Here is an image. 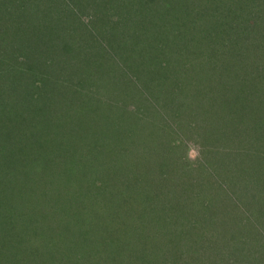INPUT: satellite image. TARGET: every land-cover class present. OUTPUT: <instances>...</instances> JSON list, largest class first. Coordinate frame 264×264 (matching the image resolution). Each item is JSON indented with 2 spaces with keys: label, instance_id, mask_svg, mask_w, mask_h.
I'll return each mask as SVG.
<instances>
[{
  "label": "trees",
  "instance_id": "16d2710c",
  "mask_svg": "<svg viewBox=\"0 0 264 264\" xmlns=\"http://www.w3.org/2000/svg\"><path fill=\"white\" fill-rule=\"evenodd\" d=\"M129 1L131 2L130 5H126L123 2L121 3V1H119L120 4L115 5H120L118 10L120 15L117 14L115 22H117V25L122 24L118 26L121 29L122 26L123 28L125 27L127 21L136 22V24L140 21L136 9L127 11L132 8L134 4L132 0ZM162 1L165 0H160V4ZM175 1H177V5H184L185 3L190 5L192 2V5L196 4V6L199 7L202 0ZM9 3L11 5L10 7H12V12L9 18H7L9 20L2 24L7 31L0 29V36H2V38L4 37V40H6H0V68H2L0 69V79L3 78V80H6V85H4V91L2 93H5L7 89L10 90L9 88L11 87L14 88V91H18L16 90L18 86H13L14 84L12 82V79L15 80L17 77H14L13 74V78H11L12 69L15 71V68L21 67L24 71H29L28 73L34 75V81H32L35 83H27V86L23 90L24 96L22 98L23 103L34 104H13L9 110L14 115V113H16L14 112L16 109L15 106H20V110L18 109L19 115H15L21 118L22 124L26 127L31 125L30 123L33 121L36 122V119H33V121L27 120L28 115H30L28 109L30 106L32 107L35 105V100L43 102L42 105L45 106L46 109L49 108L51 110L49 111L55 114L47 112L46 115L45 112L40 116L39 113H37V117H32L39 118V123L44 120L48 122L49 120H47V118H50L52 114L53 117L51 116L52 121L50 120V122L55 135L46 138V141H42L44 143L43 146L48 148L47 154L49 160L47 163L50 164H48V167L44 171L42 170L43 173L41 176L37 174L36 168H42L43 159H39L41 165L36 164L32 166L30 164V167L27 169L29 170V175L32 180L29 184H26L25 187L37 188L39 182L43 183L42 187L50 183L55 184L52 181H55L56 178L59 177L58 171H62L65 176L63 177L62 186H67L69 190V194L64 196L66 200L51 196L49 198L51 200L50 204H44L42 207V200L38 198L40 195H37V193L43 192L45 189H43V191H38L36 189L34 192L32 189V193H30L28 197H22L24 211L36 210L40 206V210L37 211L35 215L41 216L42 218H49L50 221H52V227H58V230L64 232L75 228L79 231H85L83 229V224L79 222L81 221L80 219L84 217L83 213L84 211L86 212V208L90 206H76L75 201H82V198L85 196V187L88 185L93 192L97 193L98 198L89 209L91 214L92 212L94 213V217L90 220V225H88L86 232H98L93 228L94 226L92 224L98 223L103 226V221L108 223L104 225L106 229L110 227L109 224H111L114 229L122 228L125 237V245L123 247L117 245L118 241H113V253L107 260H98L97 263L118 264L117 262H120V260L116 259L124 247L129 248V250L125 251V256L123 255V258H127V262L125 261L123 264H168L170 258L174 259L173 262L175 261V254H177L176 259L178 260V258L181 257L184 247V244L180 246L178 240L180 238H188V232L187 228H184L187 225L183 220H180L182 227H177L175 222L180 218L183 219V212L193 211L194 213V211H197V209H194L196 202H198L197 198L201 194H205V191L211 190L210 184L215 185V187H213L215 188L214 192L209 194L210 202L215 204V196L217 194H223V191L219 189V187L226 190L227 188L225 186L227 182H230L231 186L237 185L240 181L243 184L246 182H250L251 184L253 178L257 179L264 176V124L256 120V118H264V112H253L250 115L244 116L238 115V110L241 113L243 108L245 109L249 106H253L261 99L262 102H264V91H260L264 86V68L258 70L256 67L258 63L264 61V0H205L203 6H201L203 8L202 10H205V12L214 13L215 18L206 17L207 14L205 13V17L208 18L209 21L207 23L211 25V21L214 19L223 22H225L224 19H231L234 24L238 25L237 28H239L242 33L250 29L248 31V38L242 42L244 48H242L243 44L238 48L236 46L235 52L238 55H243L245 59L247 58L250 60L251 65L255 64L254 68L253 66H251V68L249 67L251 75L259 78V74L262 72L261 80L263 79L255 88L252 86L248 89L240 85L241 82L247 80L246 76L242 78L238 73L235 74L232 72L233 69L229 67L225 77L222 70L223 68L217 70L220 68V64H216L217 67L214 68L216 70L212 71V75L215 73L214 79L207 80L205 78V92L198 89L195 95L197 104L202 102L200 99L202 95L205 94V134L203 136L205 148H201L200 160L195 169L199 167L200 171H204V174L195 170L182 171L183 168L174 159L175 157H170L171 151L169 150L173 148L171 142H159L157 138H160L159 134H161L168 124L167 120L159 112L161 105L159 106V103L153 99V92L148 93V88L144 85V80L143 83L141 81L138 82V78L136 81L133 77L134 75L149 73V82L156 85H168L169 83L165 80L168 76L166 69L175 68L174 65H177L180 61L179 67L182 68L183 66L181 72L183 82H180V85H178V80H174V88H163L164 91L160 90L162 88H157L155 89L156 93H154V96L160 99L158 98L159 95L166 93L168 99H173L174 102L175 95L178 92L183 94L186 88L192 84H188V72L186 71L187 69L185 70V65L182 63V61L186 62L189 59V56L187 57L186 55L189 48L185 42L186 39H182L180 33L173 31L167 36H161L160 34V42L158 37L159 33L153 31V29L156 30L155 26H151L153 29L149 28L147 25L140 26L139 30H141V32L138 33L140 39H142L143 43L150 46L151 53L149 56L147 55L149 52L145 51L148 59V66L144 58L145 54L143 53H139L138 55L141 61L138 64L129 63L130 61L132 62V59L128 54L126 57H123L122 60L121 56H119L118 62H121L122 66L125 64L131 72L128 79L133 86V92H131L128 85H126V82L123 84L119 81V83L115 84L116 93L112 104H110L111 106L105 109L100 115L96 116L95 111L87 107V105H89V98L86 100L88 104L84 101H80L77 103V106H75L76 101H64L63 98L59 100V95L55 96L54 93L50 91L53 86H57V81H54V83L51 82L53 79L61 80V85L64 81L66 85L73 82L69 80L67 70L74 62L71 63L69 61L70 58H67V62L63 64L66 59L63 57L61 58V56L53 59V55L56 53L55 48L57 47V44L54 43L56 39L54 42L53 40H49L50 38L54 39V37H57L59 42H63L61 39H66V33L63 34L60 32L58 35V31L53 32L54 28L44 29L42 26H40L41 31L35 32L32 25L29 24L31 20L29 16L32 15L31 12L34 11L29 9L32 5L25 2L15 4L14 0H9ZM173 3V0H166V2L161 5L166 8L164 13L161 11L162 7L160 5L154 4V0H144L141 2L143 8L139 6L141 7L140 11L145 10L146 7L152 10L155 9L153 18L156 21L159 20L162 22L167 19L165 13H167V15L171 13L169 9ZM192 5L190 7L193 8L195 5ZM67 6L66 3L63 7L66 13L60 16V20L68 14L69 10ZM71 12L72 9H70V13ZM147 13V11L144 12L143 18L149 16V13ZM246 13L249 16L251 14H256L253 27H249L247 22L242 23L240 21V17ZM12 16L18 17L19 19L14 20L11 18ZM163 24L169 25L166 21ZM63 26V23H61L59 31L64 28ZM145 26L148 30L144 29ZM113 27L115 35L119 38H123L122 34L115 28V25H113ZM66 28V32H69L68 28H70V34L73 38L72 34L77 31V28L74 26ZM195 30L198 32L197 29ZM144 32L149 33L150 37H145ZM194 32L195 31L192 33ZM87 33L90 35L89 32ZM36 34L38 35L36 36ZM41 35L45 36L43 38H46V44V40H44ZM213 35L211 38L215 40V36ZM28 36H30V39H28ZM31 37H38L37 44H39L40 40L42 41V47L40 44L38 51L41 53V59L35 58L32 62L25 64V60L20 57V54L22 55V48L24 49L30 45L32 41L37 40ZM90 39L95 42L93 37H90ZM138 39L139 37L137 36V39L132 40L131 43H137L136 41ZM196 41L197 40H195V42ZM97 46L98 50H100L103 48L104 44L101 42L97 44ZM50 47H53L52 50L47 52L46 49ZM202 49V47L198 48L199 51ZM13 51L16 52L14 53ZM96 52L97 51H94L93 55H96ZM233 52L234 49L230 50L229 54L232 55ZM48 54L49 56L47 57ZM103 54L99 52L97 57H102L103 59L104 56L108 61V57L105 55H109V53ZM191 55L194 56V54ZM83 59L88 61V57H84ZM118 62L115 57L109 56L108 65H105L104 68H115V64ZM199 64L195 65L194 62L192 63L191 67L193 66L195 68L193 69L194 71H197ZM65 66H67V68ZM122 66H120V70H123ZM5 67L6 69H4ZM8 67L11 68V70L8 69ZM77 67L79 68V66L74 68L76 69ZM61 68H65L66 70L63 71ZM154 69H159V71L155 72ZM69 71L74 73L71 69ZM216 72H222V75H218ZM21 74L23 73L21 72ZM111 76L112 75H110L109 78ZM194 79L195 78L190 77V82L192 83ZM45 81H47L49 85L45 84ZM142 87L145 94L139 92L140 90L142 91ZM213 93H217L215 96L219 97L218 100L222 99V101L219 103L216 101L215 103V98H213L214 96L212 95ZM36 94L41 95V97L35 96ZM6 99L0 102L3 109L0 117H3L1 120L4 124H6L4 119H6V115H8L6 113L8 107L6 103H4ZM133 100L136 102V107L134 109V106L131 105ZM148 100L150 103L147 102ZM173 102L172 106L175 107V111L177 112L178 106ZM61 103H63V107L59 106ZM207 106H210V108L207 109ZM73 108L75 109L74 111L71 110ZM175 114L177 113L173 112L171 115L173 116ZM62 115L64 117L59 118ZM100 116L102 118H100ZM158 116L159 122H155L153 118H150H158ZM220 118H226V121L223 122ZM243 118L249 119L245 121ZM148 125L152 126V128H148ZM65 127L69 129L74 128L75 134L70 136L69 139L61 135L62 131H60V128L64 129ZM102 127H105L106 133L101 131ZM156 128L158 134L156 132H151L145 135L144 132L147 130L154 131ZM77 132L78 135H76ZM2 136L3 138L0 135V162L1 160H4L5 163L9 162L7 165V169L9 170L7 176L9 179H0V213L4 210V207H6L5 210L10 208L5 197L2 195L3 190H6L8 187H10L11 191L20 189V186H17L20 179L15 175L16 170L12 169L13 159L6 158L9 149L5 147V145L9 144L7 141L12 142L13 136L15 142H18L19 138H24V136L28 137L29 134L26 132L19 135L13 132V129L9 128L8 134H2ZM29 137V139L33 140V136ZM62 140L66 141L67 146H65L66 144H62L64 142H62ZM87 140H89V142ZM45 160L46 156H44V162ZM87 164L89 165L87 166ZM237 172L239 174L237 177L231 176V174ZM208 176L210 179H208ZM201 178L207 180L205 184L199 182L202 181ZM79 184L81 185L82 191H79ZM119 184H122V187L119 186ZM193 185L198 186L200 193L197 195L196 192H194L192 198H189L188 201L182 205L180 210L174 211L177 202L176 199L168 195V193L172 192L180 196L183 189ZM8 192L10 193V191ZM67 197H70V199H67ZM248 199L252 203H242L244 201L241 200L239 204H237L239 208L242 209V218L232 212L221 215L220 218H233V222L237 223L236 228L241 227L244 237L248 236V234L250 235L252 227L256 232H259L258 241L254 243V246H246V248L244 246L242 249L243 253H239L241 256L237 254V257L240 256L242 260L247 261L245 264H263L262 258H264V249H262L261 246H264V240H262V232L259 230L262 229L261 223L264 221V192L251 194ZM200 201L205 202V198L201 197ZM62 203H64L65 206H62ZM225 205L226 208L228 209L229 207L231 211V206ZM215 207L217 209V204ZM219 207L222 208L225 206L219 205ZM18 208L22 210L21 203ZM57 211L58 214L56 213ZM230 214L231 217L226 218ZM216 215L218 216L219 214ZM252 218H256L257 220L254 224L252 222L253 220H251ZM5 219L6 218L0 219V225L8 228L9 220ZM196 219L200 218L196 217ZM88 220L89 217L86 216L84 222ZM259 223L260 226L258 228ZM33 225L41 230L47 229V225L45 224L38 227L36 224ZM100 228L102 229V227ZM134 230H137V232L140 231V236L133 238L134 241H132L131 246H126L127 235L128 233L132 234ZM123 233H121L120 236H122ZM159 235L163 236L165 241L160 240L158 238ZM17 242L20 244L18 248H22L21 243L19 241ZM131 250L132 252L128 254L127 252ZM227 251L228 252H222L223 255L221 258L218 255L214 256L218 258L220 264H223L224 257H226L227 263L229 262V264H231V260H234L231 251L228 249ZM205 255L209 254L205 252ZM211 260L213 261L215 258L212 257Z\"/></svg>",
  "mask_w": 264,
  "mask_h": 264
},
{
  "label": "rangeland",
  "instance_id": "374dc122",
  "mask_svg": "<svg viewBox=\"0 0 264 264\" xmlns=\"http://www.w3.org/2000/svg\"><path fill=\"white\" fill-rule=\"evenodd\" d=\"M14 1L15 4L25 2L29 3V5H32L31 7H29V9L34 11L31 12L33 16H29V18L31 19L29 21V24L32 25V28L35 32L41 31L40 26H42L44 29L54 28L53 32L58 31V35L60 34V32L63 34L66 33V39H61L63 40V42L60 41L61 43L58 41L57 37H54V39L50 38L49 40H53L54 42L56 39L54 43L57 44V47L55 48L56 53H54L53 59L61 56V58L63 57L66 59L63 64L67 62V58H70L69 61L71 63L74 62V64L72 66H69V69L67 70V75L69 74L68 78L73 82L69 85H66L64 81V83H62L61 85V80L59 81L57 79H53L51 82L54 83V81H57V86H49L52 87V90L50 91H52L55 96L59 95V100L63 98L64 101H76L75 106H77V103H79L80 101H84L85 103H87L86 100L87 98H89V105H87V107L95 111L96 116L100 115L103 111H105V109L111 106L110 104H112L115 98L114 95L116 93L115 84L119 83V81H121L123 84L124 82H126V85H128L131 92H133V86L128 79L131 72L125 64L124 66H122L121 62H118L119 56H121L122 60V58L126 57L128 54L132 59V62L130 61L129 63L138 64L139 62H141L138 58V55L139 53H143L145 54L144 58L147 61L148 66L147 55L149 56V54L151 53L150 46H148L146 43H143L142 39H140V35L138 34L139 32H141V30H139L140 26L147 25L151 29H153L152 27L155 26V29L157 31L154 29L153 31L159 33L158 37L160 42V34L161 36H167L173 31H175L176 33H180L182 39H186L185 42L187 43V46L189 48V51L186 55L187 57L189 56V59L186 62L182 61V63L183 65H185V70L187 69L186 71L188 72V84L192 85H189L183 94L178 92L175 95L174 102L173 99H168L166 93H162L161 95H159L158 98L160 99H157L154 96V93H156L155 89L157 88H162L160 90L163 91L164 89L174 88V80H178V85H180V82H183V78L181 77L183 66L182 68L179 67L180 61L177 65H174L175 68L166 69V73H168V76L167 78H165V80L167 81V83H169L168 85H156L149 82V73L133 76L135 80L138 78V82L141 81L143 83L144 80V85L148 88V93L153 92V99L159 103V106L161 105L159 112L167 120L168 124L165 126L161 134H159L160 138L157 139L159 140V142H171V146L173 148L169 150L171 151L170 157H175L174 159L178 162L179 165L182 166V171L195 170L204 174V171H200L199 167L198 169L195 168L197 167V163L200 160V152L202 151L201 148H205V140H203V136L205 134V94L202 95L200 99L202 102L200 104H197L195 95L198 92V89L202 92H205V78L207 80L214 79L215 73L212 75V71L216 70L214 69L215 67H217L216 64H220V68H218L217 70L223 68L222 70L225 77L227 75L226 71L228 72L229 67L233 69L232 72H234L235 74L238 73L242 76V78L243 76H246L247 80H244L240 84L245 88L249 89V87L251 88L252 86L253 88H255V86L263 80H261L262 72H260L259 78L257 76L255 77L251 75V73L249 72V67L251 68V66H253L254 68L255 64L251 65L250 60H248L247 58L245 59L243 55H238L235 52V47H240V45L243 44L242 42H244L248 38V31L250 29L242 33V31L237 28L238 25L234 24L231 19H224L225 22L218 19H214L213 22L210 19L213 26L207 23L209 21L206 17L215 18V15L214 13H207L205 12V10H202L203 8L201 6H203V2L205 0H200L201 3L199 7H197L196 4H194L195 6L192 5V2L190 3V5H188L187 3H185L184 5H177V1L173 0L174 3L170 6L169 9L171 13H168V15L167 13H165L167 19L163 20L165 19L163 18L162 22H160L159 20L156 21L153 18L155 9L152 10L149 7H146L145 10L140 11L142 7L141 2L144 0H132L134 2L133 7L128 9L127 11H133L134 9H136L138 11V18L140 21H138L137 24L136 22L133 23L127 21V24L124 28L122 26V29L118 27L122 24L117 25V22H115L117 19V14L120 15L118 11L120 5H115L120 4L119 1H121V3H125L126 5H130L131 2L129 0ZM181 1L183 2V0ZM164 2H166V0L162 1L161 4L160 0H154V4H157L158 6L163 5ZM66 3L68 5L67 8L69 12L60 20V16L66 13L63 8ZM191 5L194 7H190ZM10 6L11 5L9 3V0H0V29L4 31H7V29L4 25L2 26V24L9 20L7 18H9L10 13L12 12V7ZM161 7V11L164 13L166 8H164L163 6ZM70 9H72L71 13ZM145 11L149 13H147L149 16L143 18ZM205 13L207 14L206 17ZM255 17L256 14H251L249 16L246 13L245 15H242L240 17V21L242 23L247 22L249 24V27H253L255 23ZM11 18L14 20L19 19L18 17L13 16ZM165 21L169 25L163 24ZM61 23H63L64 28L59 31V26H61ZM113 25H115V28L118 30V32L122 34L123 38H119L115 35V32L113 31ZM69 26H74L75 28H77V31L72 34L73 38L70 34V28H68L69 32H66V27ZM144 29H147V27L145 26ZM195 29H197L198 32ZM193 31L195 32L192 33ZM87 32H89L90 35ZM144 34L145 37H150L149 33L144 32ZM37 35L38 34H36V36ZM212 35L215 36V40L211 38ZM41 36L42 38L45 37L43 35ZM89 36L93 37L95 39V42H93ZM137 36L139 37V39L136 41L137 43L132 44L131 41L137 39ZM31 38L37 40L32 41L30 45H28L24 49L22 48V55L20 54V57H22V59L24 58L25 64L32 62V60L35 58L39 59L41 57V53L38 51L40 44L42 47V41L40 40L39 44H37L36 42L38 41V37ZM1 39L4 40L5 38H2V36H0V40ZM28 39H30V36H28ZM43 39L46 40V38ZM195 40L197 41L195 42ZM101 42L104 44V46L102 49L98 50L97 44ZM46 43L47 40L45 44ZM199 47L203 48L201 50L202 52L198 50ZM52 48L53 47H50L46 49V51L49 52L50 50H52ZM242 48H244V44ZM232 49H234V52L231 55L229 54V51ZM103 50L104 54L109 53V55H105L108 57V61L109 56L115 57V59H117L118 63L115 64V68H104L105 65H108V61L104 56L103 59L102 57H97L99 52L103 54ZM94 51H97L96 55H93ZM145 51L149 53H147L146 55ZM13 52L15 53L16 51ZM191 54H194V56ZM48 56L49 54L47 55V57ZM84 57H88V61H85L83 59ZM193 62L195 65L201 63L199 64L197 71L193 70L195 69L193 66L191 67ZM119 65L122 66L123 70H120ZM76 66H79V68H76L77 70L74 68ZM65 67L67 68V66ZM256 67L258 68V70L264 68V61L258 63ZM4 69H6V67ZM8 69L11 70V68L9 67ZM15 69V71H13L12 69L11 78H13V74L14 77H17L15 78V80L12 79V82L14 84L13 86H18L16 88V90L18 91H14V88L11 87L9 88L10 90L7 89L5 93H2L4 91V85H6V80H3V78L0 79V102H2L3 99L7 98L4 103H6L8 107V109H6V113L8 115H6L7 117L6 119H4L6 124H4V122H2L1 120V118L3 117H0V135L3 138L2 134H8L9 128H11L13 129V132L19 135L27 132L29 136H33V140L29 139V136H24V138H19V141L15 142L13 136L12 142L7 141L9 144L5 145V147L9 149L7 153L8 156H6V158L13 159L12 169L16 170L15 175L20 179L17 185L20 186V189L11 191L10 187H8L2 192V195L5 197V200L10 208L5 210L6 207L3 206L4 210H2V212L0 213V219L6 218L5 220H9L8 228L0 225V264H100L97 263L98 260H107L113 253L112 250L114 249V247L112 242L116 240L118 241L117 245L119 247H123L125 245V237L122 228L114 229L113 226L109 224L110 227L108 228L106 226V229L104 225H107L108 223L103 221V226L98 223L92 224L94 226L93 228L98 232H86L88 229V225H90V220H92L94 217V213L92 212L91 214V211L89 209L91 208L92 204L94 205L93 202H95L98 198L97 193L93 192L88 185H86L85 187V196L84 198H82V201H75L76 206H90L86 208V212L84 211V217H82L81 219L79 218L81 220L79 223L83 224V229L85 231H79L75 227H73L75 229H70L69 231L64 232L58 230V227H52V221H50L49 218H42L41 216L35 215V213L40 210V206L36 210H28L26 212L24 211V203H22V197H28L30 193H32V189L33 192L36 189L38 191H43V189H45L43 192L37 193V195H40V197L38 198L42 200V207L44 206V204H50L51 200L49 198L51 196L66 200L64 199V196H67L69 194V190L67 186H62L63 177H65L64 172L62 171H58L59 177H57L55 181H52L55 184L50 183L47 186L42 187L43 183L39 182V186L37 188L25 187V185L29 184L32 180L31 176L29 175V170L27 169L28 167H30V164L32 166L40 164L39 159H43V164H40L42 168H36L37 174L39 176L42 175L43 171L48 167V164H50L47 163L49 160L47 154L48 148H46V146H43L44 143L42 141H46V138H49L50 136L53 137L55 133L52 130L50 122V120L52 121V114L50 118H47V120H49L48 122L44 120L43 122L39 123V118H32L37 117V113H39V115L41 116L43 113L46 112L47 115V112L51 111L49 108L46 109L45 106L42 105L43 102H40L39 100H35V105L32 107L30 106L28 109L30 115L27 114V120L33 121V119H36V122L33 121L32 123H30L31 125L27 127L22 124L21 118L17 117L19 115L18 109L20 110V106H15L16 109L14 110V112L16 113H14V115L10 112L9 109L13 106V104H34L22 102V98L24 96L23 90L27 86V83L35 84L33 82L34 75L28 73L29 71H24V69H21V67ZM61 69L63 71L66 70L65 68ZM70 69L73 70L74 73L69 71ZM154 71L157 72L159 71V69H154ZM21 72L23 74H21ZM216 74L222 75V72H216ZM110 75L112 76L109 78ZM190 77L195 78L194 80H192V83L190 82ZM45 84L49 85L47 81H45ZM262 88L263 89H260V91L263 92L264 86ZM139 92H143L145 94L143 87L142 91L140 90ZM216 94L217 93L212 94L214 96L213 98H215L214 102L216 103V101H218L217 103H219L222 101V99L218 100L219 97L215 96ZM35 96L41 97V95L38 94H36ZM147 102L150 103L149 100ZM172 102L178 106L177 112L175 111V107L172 106ZM135 103V100L131 102V105L134 106L133 109L136 107ZM59 106L63 107L64 105L63 103H61V105ZM209 108L210 106H207V109ZM71 110L74 111L75 109L73 108ZM2 111L3 109L0 104V114ZM173 112L177 114L172 116L171 114ZM253 112H264V102H262V99L253 106H249L245 109L243 108L241 113L238 110V115H250ZM62 117L64 116L62 115L59 118ZM100 118L102 117L100 116ZM150 118H153L155 122H159V116L158 118ZM248 119L249 118H243V120L245 121H248ZM220 120L225 122L226 118H220ZM256 120H258V122L261 121L264 124V118H256ZM148 128H152V126L148 125ZM73 129L74 128L69 129L67 127H65L64 129L60 128V131H62L61 135L64 138L69 139L70 136L75 134V131ZM101 131L106 133L105 127H102ZM151 132H156L158 134L157 128L154 131L147 130L144 133L145 135H147ZM76 135H78V132ZM63 141L64 140H62V142ZM87 141L89 142V140ZM62 144L65 145L66 141H64ZM65 146H67V144ZM44 156H46L47 160H45V162ZM8 164L9 162L5 163L4 160H1L0 162V179L2 178V180L9 179V177L7 176L9 172V170L7 169ZM88 165L89 164H87V166ZM238 175V172L235 174H231L232 177H237ZM203 178H201L202 181L199 182L205 184L207 180H203ZM208 179H210L209 176ZM251 182L252 185L250 184V182H246L243 184L240 181V183L235 186H231V183L227 182L225 186L227 188L226 190H223L221 187H219V189L223 191V194H217L215 196V204L210 202L209 199V194L213 193L215 190V188H213L215 187V185L210 184L211 190L205 191V194H201L197 198L198 202H196V206L194 207V209H197V211H194V213L193 211L183 212V219L180 218L177 222H175L177 227H182L180 224V220H183V222L187 225L184 228H187L188 238L185 237L178 240L180 246L184 244L181 257L177 260V254H175V261L173 262L174 259L170 258L168 264H220L218 262V258L214 256L218 255L221 258L223 255L222 252H228L227 249L231 251L232 258H234L233 261L231 260V264H245L247 261L242 260L240 257V254L243 253L242 249L244 246L245 248L246 246L253 247L254 243L258 241L259 232L257 231V233L252 227V232L250 233V235L248 234V236L244 237L241 231V227L236 228L237 223L233 222V218L221 219L220 216L226 215L228 212H232L241 216L242 218V209L239 208L237 204H239L241 200L244 201L242 203H252L248 199L249 195L264 192V176H261L257 179L253 178V181ZM119 186L122 187V184H119ZM81 189V185L79 184V191ZM8 191H10V193ZM194 192H196L197 195L198 193H200V191L198 190V186L196 185L183 189L180 193V196L169 192L168 195L174 197L177 202L174 211L180 210L182 205L187 202L189 198H192ZM201 197L205 198V202L200 201ZM68 198L70 199V197H67V199ZM20 203L21 209L23 211L19 210L18 208ZM216 204L217 209L215 207ZM225 204L231 206V211L229 207V210L226 208ZM219 205L225 207L221 208L219 207ZM62 206H65V204L62 203ZM56 213L58 214V211ZM216 214L219 215L217 216ZM86 216L89 217V220L87 222H84ZM196 217H199L200 219H196ZM228 217H231V214L226 218ZM251 220H253V224L257 221L256 218H252ZM260 223L258 225V228L260 226ZM33 224H36L37 227L45 224L47 225V229L41 230L39 228H36ZM100 227H102V229ZM261 227L262 229L259 231L262 232L261 238L262 240H264V221L263 223H261ZM139 232H137V230H134L132 234L128 233L126 246H131L132 241H134L133 238H137L138 236H140ZM121 233H123L122 236H120ZM158 238L165 241L164 237L161 235H159ZM17 241L21 243L22 248H18L20 244ZM261 248L264 249V246H261ZM126 250H129V248L124 247L120 251L116 259L120 260V262H117L118 264H123V262L125 261L127 262V258H123V255L125 256ZM130 252H132V250L127 253L130 254ZM205 252L209 255H205ZM237 254H239L240 256L237 257ZM212 257L215 258V260L212 261ZM262 260L264 264V258H262ZM223 264H229V262L227 263L226 257H224Z\"/></svg>",
  "mask_w": 264,
  "mask_h": 264
}]
</instances>
